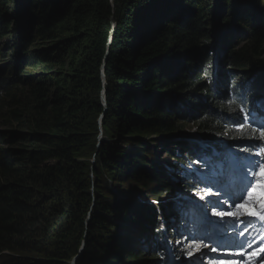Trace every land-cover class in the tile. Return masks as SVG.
Listing matches in <instances>:
<instances>
[{"label":"trees","instance_id":"1","mask_svg":"<svg viewBox=\"0 0 264 264\" xmlns=\"http://www.w3.org/2000/svg\"><path fill=\"white\" fill-rule=\"evenodd\" d=\"M221 2L0 0V264H69L82 247L75 264H167L130 233L151 240L146 192H207L234 160L222 138L244 169L260 159L264 0ZM182 121L222 160L191 164ZM161 144L184 165L157 160Z\"/></svg>","mask_w":264,"mask_h":264},{"label":"rangeland","instance_id":"2","mask_svg":"<svg viewBox=\"0 0 264 264\" xmlns=\"http://www.w3.org/2000/svg\"><path fill=\"white\" fill-rule=\"evenodd\" d=\"M223 3L221 2V0H214V4H213V14H216L215 9L218 11H222L223 13H227V10H224L222 8ZM144 10L143 13H147V11ZM29 26V21L25 20V16H24V20L23 22H19V32L26 31V29H28ZM114 27V25H112V28ZM209 29V27H207ZM131 28H128L127 32H130ZM237 32V31H236ZM233 33L231 34V36H235L234 39L237 41V43H239V45L241 44L242 41H240L241 39L244 38V36H240L238 33ZM109 38V42L108 44H110L111 42V33L108 35ZM235 43V44H237ZM234 44V45H235ZM238 45V46H239ZM237 47V46H236ZM5 53V52H4ZM3 59H1L0 57V65L3 64L2 63ZM198 120V119H196ZM185 121H182L183 125H184V132L186 136H189V139H185L186 141H193L197 144V152L198 155H196L197 158L188 156V160L190 161L191 164H193V162L198 165V163H200V158H207L206 155H208V149H201L203 147L199 146L198 143L194 140L197 136L199 130H198V126L193 125V124H189L186 125L184 123ZM101 136V130L99 129V133H98V137L97 140L99 141V138ZM225 139V138H224ZM223 142H225V140H223ZM166 145H160L157 152L160 151L158 159L157 160H169L170 162H181L182 165H184V161L185 159L183 158L181 159H176L175 156L176 154L172 151L169 150L165 147ZM225 147H228L230 151H232L233 153H235L236 151L234 150L233 147L228 146L227 144H224ZM215 155H219V153H215ZM264 156V155H263ZM93 159L91 158L90 162L93 163L92 161ZM264 163V160H262L259 164ZM258 164V165H259ZM181 166V165H180ZM236 167H234L230 172L227 173L228 177H226V181L223 185L224 188H229L230 185H232V187L234 188V193L238 192V190L244 185L245 181H241L242 179V174L235 169ZM257 171H259V168L257 167ZM234 172V173H233ZM254 181L255 180H259V177L256 176L255 173H251ZM236 178V180H235ZM210 194H206V192H203L202 194H190V196H187V198L190 200L189 203H187L182 197L179 199V203L177 201H175L176 196H178V194L175 195V197L170 196L166 199L167 202H164L163 204L161 203H157V201L152 198L151 196L152 193L150 192H146V197H144L142 200L143 204H147V205H155L158 209L159 216L155 217V221H154V226L153 229L151 230V232L148 233L147 239H149L150 237L153 236V232H155V230H160L162 229V231L156 236L157 239L160 238V235L166 230L167 226L170 223H166V217L163 216V212L167 211L168 213L171 212V210L173 209L175 212L176 211H189L191 207V201L193 200V207L194 206H198L197 208V215L195 220L192 221V223L194 221L197 222V226L198 229L200 231V234L204 235L206 238H208L210 240V242H213L214 245L213 246H217L219 245V250H223V251H230L232 253L233 252V246H232V239L229 237L228 239H224L223 241H221L219 244H215L214 239L216 237L219 236H223L224 234L227 235H232V236H238L241 239H243L244 241H247L249 243H245V247L247 249H249L246 244L250 245V248H256L259 243L261 241L264 242V230L262 229V227L264 228V225L260 224L261 222L259 221H252L251 224L247 225V231L245 232V235L243 237H241L239 235V233L241 231L245 230V225L240 223V221L242 219H244V215L243 213L237 212V209H235L234 206L231 205V201L227 199L228 196L227 194H223V196H219L217 193L215 194H211L212 192H214L215 190L210 188ZM208 192V191H207ZM168 195H166L167 197ZM203 196L204 199H201L200 197ZM245 196H247V193H245ZM158 199V198H156ZM223 200L224 201V207L221 208L219 206H217L216 211L217 212H222V211H231V212H236L237 215L235 218L233 217H229V216H220L217 214L213 213V205L215 204L216 201H220ZM202 202L205 204L203 205ZM211 203V206H207V203ZM243 202V201H242ZM170 204V205H169ZM161 205V206H160ZM172 208V209H171ZM194 215V210L191 212L190 217ZM170 218V217H169ZM169 220V219H168ZM169 221H171V226L167 228L168 233L172 232L173 229H177L179 227H181L179 224H177L180 219L179 217H175L170 219ZM118 223V222H117ZM164 224V226H163ZM163 226V227H162ZM192 227V226H191ZM115 229H117V227H115ZM184 229H190L188 227H185ZM187 230V231H188ZM129 231V230H128ZM186 231V233H187ZM177 232V231H176ZM131 234H133V236L135 237V241H137L139 243V249H141V251L144 252L145 257H149L148 253L146 254L145 249L148 251L147 245H149V249H151L152 246V241H148L146 240L145 236H143L141 233V231L139 229H136L133 233L132 231H130ZM186 233L183 234V236L181 238H177L175 240H173V242L169 239H166V252L169 253V257L170 259L175 262H179L180 264H199L198 262H200V264H205V262L201 259V256L199 253L196 254V258L193 260L192 258H189L186 253L193 251L194 249H196L197 247V242L199 241L198 239H191L189 237H184L186 235ZM257 236L258 238L256 239ZM201 238V236H200ZM240 238H237L238 241H241ZM180 241V242H178ZM237 241V242H238ZM236 242V243H237ZM205 244V243H204ZM176 247V249H179L182 252V257H185L183 259V261H180L176 258L175 256V249L174 247ZM209 246H212L211 244ZM82 247V246H81ZM203 247V245H200V249ZM205 249H207L209 251L208 254H206L205 256H203L206 260H207V264H210L211 261L213 260H221L219 255H217L216 253H213L210 251V247H204ZM84 247L81 248L80 253L73 256V258L71 259V261H74V264L76 263V261L78 260V258L82 255ZM163 257H166V253L162 252ZM227 256V255H226ZM202 257V258H203ZM230 258H235V256H228ZM70 264V262H69ZM174 264V262H173Z\"/></svg>","mask_w":264,"mask_h":264},{"label":"snow or ice","instance_id":"3","mask_svg":"<svg viewBox=\"0 0 264 264\" xmlns=\"http://www.w3.org/2000/svg\"><path fill=\"white\" fill-rule=\"evenodd\" d=\"M241 111H244L242 108ZM250 116V112L246 114V119ZM243 125H238L237 130L242 131ZM261 130V136L264 137V124L260 125ZM257 167L259 168V171H257ZM251 173H255L256 176L259 177V180L250 179L247 178ZM245 193H247V196H245ZM206 194H210V190L206 192ZM201 199H204L203 196L200 197ZM228 200L231 201V205L237 209V212L243 213L244 219L240 221V223L245 225V230L241 231L239 235L243 237L245 235V232L247 231V225L252 223L253 217H259L261 221H264V163H261L257 166H252L250 169V173H246V182L244 185L238 190L236 193H232L230 196L227 197ZM243 201V202H242ZM217 206L223 208L224 207V201H216L213 205V213L220 215V216H229L235 218L237 213L231 212V211H222L217 212L216 208ZM245 243H249L247 241H238L237 242V251L235 253H232L230 251H225L224 255L232 256V255H239L241 258L244 256V245ZM200 245H203L204 247H210V251L213 253L219 252V245L217 246H209L207 244H204L203 240L197 242V247L193 251H190L186 253V255L189 258H192L193 260L196 258V254L199 253L201 256L204 255L203 252L200 251ZM260 259H264V255L260 257ZM210 264H240L239 261L234 259L229 260H213L210 262Z\"/></svg>","mask_w":264,"mask_h":264},{"label":"bare ground","instance_id":"4","mask_svg":"<svg viewBox=\"0 0 264 264\" xmlns=\"http://www.w3.org/2000/svg\"><path fill=\"white\" fill-rule=\"evenodd\" d=\"M182 166V165H181ZM177 167V166H176ZM183 169V168H182ZM180 173V172H179ZM234 173V172H233ZM240 173L242 174V179H241V181H245L246 182V180H245V177H244V175H243V172L242 171H240ZM176 174V173H175ZM178 174V173H177ZM176 174V175H177ZM225 177H228V175L227 174H225ZM235 180H236V178H235ZM227 183H228V181H226ZM210 184V183H209ZM212 204L211 203H209L208 202V206H211ZM161 206V205H160ZM252 219V221H259V222H261L260 224H262V221L259 219V217H253V218H251ZM264 222V221H263ZM231 238L232 239V246H233V248H235L236 247V245H237V238H240V237H238V236H232V235H227V234H224L223 236H219L218 235V237H216L215 239H214V242H215V244H219L221 241H223L224 239H228V238ZM241 239V238H240ZM241 240H243V239H241ZM244 241V240H243ZM262 244H264V242L263 241H261L260 243H259V245H262ZM246 246L249 248V249H255V248H250V245H248V244H246ZM234 256V255H233Z\"/></svg>","mask_w":264,"mask_h":264},{"label":"water","instance_id":"5","mask_svg":"<svg viewBox=\"0 0 264 264\" xmlns=\"http://www.w3.org/2000/svg\"><path fill=\"white\" fill-rule=\"evenodd\" d=\"M104 65H102V67H101V79H102V83H104V81H105V78H104ZM104 100V90H102V101ZM99 125H100V120H99ZM74 261L75 260H73V262L72 261H70V264H74Z\"/></svg>","mask_w":264,"mask_h":264}]
</instances>
